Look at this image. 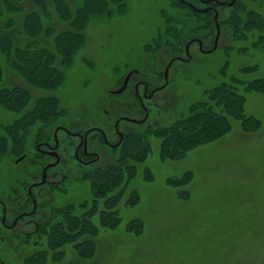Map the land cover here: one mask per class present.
I'll return each mask as SVG.
<instances>
[{
  "label": "rangeland",
  "instance_id": "rangeland-1",
  "mask_svg": "<svg viewBox=\"0 0 264 264\" xmlns=\"http://www.w3.org/2000/svg\"><path fill=\"white\" fill-rule=\"evenodd\" d=\"M43 1L50 14L43 27L54 33L68 31V24L57 17L53 3ZM63 1L72 11L82 4V0ZM35 2L10 0L21 12H6L4 0H0V36L11 38L16 46L30 44L54 51L52 35L42 33L33 38L21 32L24 16L39 10ZM239 2L253 12L256 21L260 20L258 15L264 14V0ZM124 4L121 13L116 5L110 4L113 9L110 14L88 18L84 42L74 51L69 65L63 67V83L53 93L29 87L0 55L3 70L0 88H26L33 100L55 94L58 109L63 111L42 132L33 127L22 142L24 152L15 155L10 153L12 145L6 139L5 127L23 112H11L0 105V137L5 138V153L0 155V200L7 203L8 223L19 212L32 209L27 189L40 180L43 167L53 161L38 153L36 146L43 141L53 145L55 129L83 134L98 128L112 143L117 141L114 132L117 122L119 131L130 136L145 129H163L186 117L189 108L205 101L206 93L220 83H228L232 77L244 82L264 78L263 28L246 26L244 36L238 34L234 38L230 27L224 25L216 50L203 54L197 42L202 43L203 49L211 50L214 31L208 25L204 28V22L194 17L184 3L125 0ZM192 5L204 7L193 0ZM229 13L223 10L221 19L225 20ZM246 21V15H242V22ZM183 26L200 30L184 37ZM208 32L210 35L206 36ZM159 37L158 44L155 41ZM188 44L189 59L185 56ZM244 67H255L256 71L240 74ZM130 73L133 77L127 90L115 95ZM138 83V94L147 112L141 125L122 120L144 117L134 92ZM143 85L148 91L157 90L150 99L143 98ZM238 91L246 98L244 114L260 122L258 131L245 133L239 121L231 120L230 132L174 161L160 159V140L151 136V152L137 166L116 206L119 224L114 229L98 228L91 259H79L68 245L64 247L63 260L57 264H264V96L244 93L240 86ZM57 140L60 162L47 172L46 184L33 189L36 214L22 218L11 230L3 228L0 222V264H27L32 254L45 248L44 238L34 234L35 227L44 229L56 221L60 208L87 203L91 192L86 174L117 158L118 150L105 146L96 132L87 139L89 149L99 157L91 166H81L74 159L76 138L59 131ZM22 156L23 160L16 163ZM186 173L191 174L188 185H169V180ZM146 174L150 181L145 180ZM131 190H136L139 202L128 207L125 203ZM184 191L189 193L187 200L179 197ZM1 210L0 206V220ZM133 220L142 224L139 235L126 230Z\"/></svg>",
  "mask_w": 264,
  "mask_h": 264
},
{
  "label": "trees",
  "instance_id": "trees-1",
  "mask_svg": "<svg viewBox=\"0 0 264 264\" xmlns=\"http://www.w3.org/2000/svg\"><path fill=\"white\" fill-rule=\"evenodd\" d=\"M50 1L53 3L57 17L68 24L69 30L54 33L49 28H44L43 22L50 18V14L46 2L36 0L39 10L31 11L24 16L21 32L33 38L42 33L52 35L54 51L43 46L32 47L29 46L30 44L23 47L16 46L11 38L0 36V55L29 87L53 93L63 83V67L69 65L74 51L84 42L83 31L88 18L93 15L110 14L113 10L110 4L116 5L117 12L121 13L125 7V0H82V4L74 11L70 10L63 0ZM193 1L198 3V0ZM227 1L229 0H210L212 9L204 11L188 9L200 22H204V28H207L206 25L211 26L214 36H216L214 22L216 13L219 32L222 26L228 25L234 38L238 34L240 37L244 36V30L249 25L255 29H264V14L258 15L260 20L256 21L253 12L242 6L240 0H235L231 7L226 5ZM183 3L192 4V0H183ZM4 6L6 12H21L10 3V0H4ZM223 10L230 12L225 20L221 19ZM242 15H246L248 19L246 23L242 22ZM183 27L186 28L184 37L200 30V27ZM209 35L210 32L206 34ZM160 39L159 37L155 42L158 43ZM226 66L227 62L224 67ZM254 71H256L255 67H244L239 73L244 75ZM2 74L0 64V82ZM239 86L243 87L244 93L254 92L264 96V78L244 82L238 77H232L228 83L222 82L210 89L206 93L205 101L192 105L186 117L170 126L163 129H145L143 132H135L132 136L123 134L122 141L116 148L117 158L111 164L98 167L86 174L85 179L89 182L91 199L77 207L67 206L58 209L56 221L45 226L44 229L42 226L37 227L34 234H40L46 246L32 254L26 260L27 264H57L63 260L64 247L68 245L81 260H89L94 256L96 244L93 238L97 236L98 228L114 229L120 222L116 206L123 199L130 181L135 176L137 166L141 165L151 152L149 142L151 136L160 140V159L174 161L183 158L187 152L196 147L216 141L230 132L231 120L239 121L245 133L258 131L260 122L244 114L246 98L238 91ZM0 105L11 112H23L19 118L5 127L6 139L9 138L12 145L10 153L15 155L24 152L22 142L33 127L36 126L38 131L42 132L63 112L58 109V98L55 94L33 100L30 92L20 86L0 88ZM4 142L5 138L0 137V155L5 153ZM146 172L145 168L144 173ZM145 180H151L148 174ZM190 181L191 174L186 173L178 179L169 180L168 183L173 187H182L188 185ZM179 197L187 200L188 191L179 193ZM138 202L139 195L136 190H131L125 206L133 207ZM126 230L139 235L142 232V224L139 220H133L127 224Z\"/></svg>",
  "mask_w": 264,
  "mask_h": 264
},
{
  "label": "flooded vegetation",
  "instance_id": "flooded-vegetation-1",
  "mask_svg": "<svg viewBox=\"0 0 264 264\" xmlns=\"http://www.w3.org/2000/svg\"><path fill=\"white\" fill-rule=\"evenodd\" d=\"M209 1H210V0H198V3L204 5V7H202V8H197V7H195L194 5L189 4V3H184V4H185L188 8H190V9H192V8L189 7V6H192V7H193V10L204 11V10H206V9H212L211 5L209 4ZM234 1H235V0H229V1L226 2V5H227L228 7H231V6H229V4L232 3V2H233V4H234ZM233 4H232V5H233ZM214 12H215V11H214ZM214 22H215V20H214ZM215 24H216V23H215ZM197 44H198V49H199V51H200L201 53L206 54L207 51H209L208 49H207V50H206V49H203V47H202V43H201L200 41H198ZM200 46H201V47H200ZM199 47H200V48H199ZM185 56H186V53H185ZM186 58H187V56H186ZM131 77H133V73H130V78H129L128 82H127V87H126L125 90H127V88H128V85H129V82H130ZM139 86H140V84L138 83V85H136V87H135V89H134V92H135L136 98H137L138 101L140 102V105H141V107H142V109H143L144 117H143L142 119H137V120L124 118V119H128V120H134L135 122H130V121H126V122L133 123V124H137V125H141V124L145 123L146 120H145L144 122H142V123H140V121H142V120L147 116L146 109H145L144 106H143V100H142V98H141V97L139 96V94H138V87H139ZM125 90H124V91H125ZM124 91H123V92H124ZM156 91H157V90H156ZM156 91H154V92H153V91H148V87H147L146 85H143V92H142V94H143V98H145V99H150ZM123 92H122V93H123ZM122 93H121V94H122ZM115 95H116V94H115ZM118 95H120V94H118ZM124 119H122V120L125 121ZM118 124H119V122H117V123L114 125V132H115V134H116V136H117V141L112 142V143L107 139L105 133H104L101 129H98V128H91V129L85 131L83 134H81V133H77V132H71V131H69V130H67V129H63V128H57V129H55V130L53 131V133H52V141H53V145H50V142H48V141L39 142L38 145L36 146V150L38 151V153H40L41 155H43V156H45V157H47V158L53 159V161L50 162V163H48V164H46V165L43 167L42 172H41V176H40V180H39V181H34V182L28 187V189H27V195H28V197H29V199H30L31 206H32V209H31L29 212H26V211L19 212V213L15 216L14 220L12 221V223L10 224V223H8V222L6 221V216H7V215H6V206H7V203H5V201H3V200H0V206H1V208H2V210H1V220H0V222H1L2 227H3V228H6V229H8V230H9V229H10V230H11V229H14V228L17 226L18 222L21 221L22 218H24V217H28V216H33V215L36 214V199H35L34 194H33V189H38V188H41L43 185H45V184H46V180H47V172H48L49 170L53 169L54 167H56V166L59 164V162H60L59 156H58V154H57V152H56V150H57V148H58L57 133H58L59 131H63L67 136H69V137H73V138H76V139L78 140V145L76 146L75 153H74V159L76 160V162H77L79 165H81V166H91V165H94V164H96V163L98 162L99 157H98V155L96 154V152H92V151L89 149V145H88V141H87L89 135H90L91 133H93V132L99 133V134H100V137H101V142H102L105 146H107V147L110 148V149H116V148L120 145V143H121V141H122V138H123V134H122V133L119 131V129H118ZM116 125H117V126H116ZM94 129H95L96 131H92V130H94ZM86 133H87V134H86ZM120 136H121V139H120ZM118 143H119V144H118ZM114 145H118V146H117V147H116V146L113 147ZM52 153H55V154L57 155V157H58V164H56L55 166H52V165L56 162V158L53 156ZM23 158H24V156H22V157L20 158V159H21L20 161H22ZM18 160H19V159H18ZM20 161H19V162H20ZM16 163H18V162L16 161ZM45 169H46L45 181H44V183H42L41 181H42V179H43V172H44ZM33 179H34V178H33ZM27 203H28V201H27ZM20 207H21V206H19V208H20ZM16 211H17V210H14V211H12V212H16ZM37 227H38V226L35 227V230H37Z\"/></svg>",
  "mask_w": 264,
  "mask_h": 264
},
{
  "label": "water",
  "instance_id": "water-1",
  "mask_svg": "<svg viewBox=\"0 0 264 264\" xmlns=\"http://www.w3.org/2000/svg\"><path fill=\"white\" fill-rule=\"evenodd\" d=\"M180 2H182L183 3V0H180ZM232 4H233V2L232 3H230L229 4V6H232ZM189 7H191L192 9H193V7L192 6H189ZM214 20H215V23H216V36H215V40H214V43H213V47H212V49L211 50H209V51H207V53H211V52H213V51H215L216 50V47H217V42H218V39H219V26H218V24H217V13L215 14V17H214ZM201 47V46H200ZM199 47V48H200ZM188 48H189V44L186 46V48H185V53H186V56H187V58L189 59V54H188ZM169 66H170V64L167 66V68H166V70H165V72H164V77H165V79L167 78V72H168V68H169ZM129 78H130V74H128L127 76H126V78L123 80V83H122V86L115 92V94L116 95H118V94H121L125 89H126V87H127V82H128V80H129ZM147 119V116L142 120V121H140V123H142V122H144L145 120ZM125 121H130V122H135L134 120H128V119H124ZM117 126V125H116ZM87 134V133H86ZM120 139H121V136H120ZM119 144V143H118ZM117 147L118 145H114L113 147ZM53 154V156L56 158V162L52 165V166H55L56 164H58V157H57V155L55 154V153H52ZM21 159H19V160H17V162H19ZM45 175H46V169L44 170V172H43V179H42V183H44V181H45Z\"/></svg>",
  "mask_w": 264,
  "mask_h": 264
}]
</instances>
